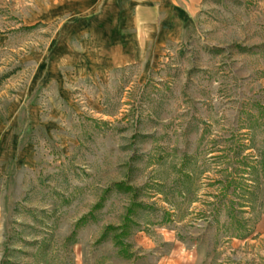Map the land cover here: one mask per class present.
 <instances>
[{
	"label": "rangeland",
	"instance_id": "rangeland-1",
	"mask_svg": "<svg viewBox=\"0 0 264 264\" xmlns=\"http://www.w3.org/2000/svg\"><path fill=\"white\" fill-rule=\"evenodd\" d=\"M59 3L0 0V264H264V0L121 67Z\"/></svg>",
	"mask_w": 264,
	"mask_h": 264
},
{
	"label": "crops",
	"instance_id": "crops-1",
	"mask_svg": "<svg viewBox=\"0 0 264 264\" xmlns=\"http://www.w3.org/2000/svg\"><path fill=\"white\" fill-rule=\"evenodd\" d=\"M202 0H60L59 5H67L70 17H79L75 25L89 26L90 45L95 52L100 50L111 55L112 67H121L135 62L131 54L139 59L148 51L150 45L159 44L168 36L182 17L190 19L198 10ZM72 5V6H70ZM88 12L81 13L80 7ZM57 12L60 17L62 10ZM88 13V14H87ZM154 51L153 48L149 49ZM141 54L142 57H139ZM157 264H192L187 258L165 254Z\"/></svg>",
	"mask_w": 264,
	"mask_h": 264
},
{
	"label": "trees",
	"instance_id": "trees-1",
	"mask_svg": "<svg viewBox=\"0 0 264 264\" xmlns=\"http://www.w3.org/2000/svg\"><path fill=\"white\" fill-rule=\"evenodd\" d=\"M81 219H84V218H81ZM123 232H124V230H123ZM105 235H106V233H105ZM122 236H123V233L121 235H119V243L124 246V249H125L124 251H126L127 255H129L130 252H129V249H128V245L123 241ZM103 237L105 238V236H103ZM104 238H102V239H104Z\"/></svg>",
	"mask_w": 264,
	"mask_h": 264
}]
</instances>
